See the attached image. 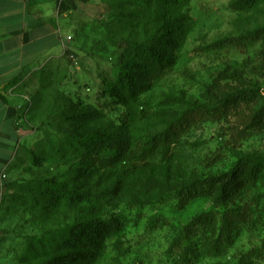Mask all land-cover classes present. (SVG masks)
I'll return each mask as SVG.
<instances>
[{"label": "rangeland", "instance_id": "374dc122", "mask_svg": "<svg viewBox=\"0 0 264 264\" xmlns=\"http://www.w3.org/2000/svg\"><path fill=\"white\" fill-rule=\"evenodd\" d=\"M235 1L172 4L169 11L182 23L176 62L136 100L137 119L127 130L134 155L87 180L78 176L73 152L62 147L73 131L67 117L95 112L93 129L116 130L121 109L99 95L116 79L127 42L151 44L166 12L164 0H92L70 16L73 58L66 61L77 67L67 69L65 81L36 80L26 91L24 136L0 203V264H36L33 237L50 239L91 220L119 225L95 264H264V171L222 205L199 197L182 206L180 191L224 174L238 159L264 157V124L250 121L249 105L223 104L237 90L263 91L260 42L212 45L264 25V0L247 12L232 9ZM172 126H179L174 137L150 145ZM33 154L42 159L39 167L31 164ZM126 169L133 174L122 172ZM35 178L66 183L77 202L55 211L30 206L21 188L12 186ZM201 215L213 222L200 224ZM227 228L231 235L225 241L220 235Z\"/></svg>", "mask_w": 264, "mask_h": 264}, {"label": "trees", "instance_id": "16d2710c", "mask_svg": "<svg viewBox=\"0 0 264 264\" xmlns=\"http://www.w3.org/2000/svg\"><path fill=\"white\" fill-rule=\"evenodd\" d=\"M187 1L164 0L162 11L166 13L161 23L154 28L151 44L127 42L116 79L104 87L99 95L104 101H109L121 109L120 124L116 130L105 132L93 129L92 126L99 117V114L95 112L72 113L67 117L73 131L70 133L71 136L63 141L62 147L63 150L72 151V155L76 156L77 173L83 180H87L95 171L122 165L134 155V144L127 130L137 119L136 100L150 90L151 86L162 78L166 70L174 66L177 38L182 23H180L179 15L172 16L169 10L172 4ZM257 1L237 0L230 6L236 11L247 12L255 6ZM138 4H143V2H138ZM137 7L139 11L143 9L141 5ZM253 41L260 42L261 49L258 53L264 57V25L243 31L238 39L224 38L212 45H237ZM66 60L64 65L45 67L41 71V81H65L69 76L67 69H73L71 65L68 67ZM263 91L257 88L237 90L228 93L223 98V104L228 108L239 104L249 105L250 121L264 124ZM178 128L179 126H172L170 134L165 133L153 137L150 139V145L159 147L165 144L174 137ZM41 161L42 159L32 155L31 164L33 166L39 167ZM263 163V155L248 156L238 159L224 174L182 185L180 189L184 196L182 206L199 197H210L219 205L229 202L235 195L257 182L264 171ZM122 172L131 175L133 169H126ZM16 186L21 188L19 190L21 193H25L24 200L30 206L49 211L73 204L79 197L70 191L66 183L55 178L15 181L12 187ZM18 199L23 200L21 196ZM196 221L202 225H209L213 222L205 215L197 217ZM118 227V223L113 220H91L64 228L50 239L33 237L37 246L36 264H95L104 250L106 240L118 230ZM230 235V228H227L220 237L226 241L230 240Z\"/></svg>", "mask_w": 264, "mask_h": 264}, {"label": "crops", "instance_id": "0c3cea01", "mask_svg": "<svg viewBox=\"0 0 264 264\" xmlns=\"http://www.w3.org/2000/svg\"><path fill=\"white\" fill-rule=\"evenodd\" d=\"M92 0H0V203L2 175L10 166L24 136L22 108L26 91L41 80L48 65H64L71 52L70 16Z\"/></svg>", "mask_w": 264, "mask_h": 264}, {"label": "built area", "instance_id": "2783aa9c", "mask_svg": "<svg viewBox=\"0 0 264 264\" xmlns=\"http://www.w3.org/2000/svg\"><path fill=\"white\" fill-rule=\"evenodd\" d=\"M66 40H67V41H70V40H71V37H70V36H67V37H66ZM67 55H68V59H69V60H71V59L73 58V55H72L70 52H67ZM71 67H72V68H76V67H77V63H76V62H73V64L71 63ZM1 179L6 181V180H7L6 175H2V176H1Z\"/></svg>", "mask_w": 264, "mask_h": 264}]
</instances>
